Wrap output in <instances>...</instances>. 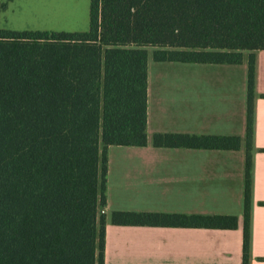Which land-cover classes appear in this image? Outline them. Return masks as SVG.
<instances>
[{"label":"trees","instance_id":"trees-1","mask_svg":"<svg viewBox=\"0 0 264 264\" xmlns=\"http://www.w3.org/2000/svg\"><path fill=\"white\" fill-rule=\"evenodd\" d=\"M0 264H105L109 147L145 146L149 48L160 62L248 54L243 261L250 264L264 0H91L85 32L1 27ZM156 147L237 150L239 136L156 133ZM120 226L235 230L236 215L113 211Z\"/></svg>","mask_w":264,"mask_h":264},{"label":"crops","instance_id":"crops-1","mask_svg":"<svg viewBox=\"0 0 264 264\" xmlns=\"http://www.w3.org/2000/svg\"><path fill=\"white\" fill-rule=\"evenodd\" d=\"M151 51L149 142L109 147L105 264H242L248 54L241 64H203L160 62ZM156 133L239 136L242 144L237 150L156 147ZM253 156L250 264H264V50L257 52ZM130 210L236 215L239 227L109 224L110 211Z\"/></svg>","mask_w":264,"mask_h":264},{"label":"rangeland","instance_id":"rangeland-1","mask_svg":"<svg viewBox=\"0 0 264 264\" xmlns=\"http://www.w3.org/2000/svg\"><path fill=\"white\" fill-rule=\"evenodd\" d=\"M90 8L91 0H13L1 14V27L16 31L85 32L90 29ZM112 212L108 216L111 226Z\"/></svg>","mask_w":264,"mask_h":264}]
</instances>
